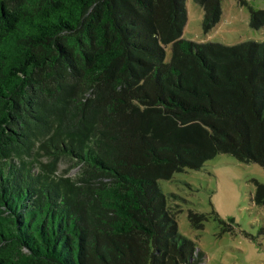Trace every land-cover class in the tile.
Returning <instances> with one entry per match:
<instances>
[{"label": "trees", "instance_id": "16d2710c", "mask_svg": "<svg viewBox=\"0 0 264 264\" xmlns=\"http://www.w3.org/2000/svg\"><path fill=\"white\" fill-rule=\"evenodd\" d=\"M195 2L207 31L222 0ZM187 19V0H0V264L201 261L159 179L219 153L264 168V40H190ZM211 216L232 227L188 212Z\"/></svg>", "mask_w": 264, "mask_h": 264}, {"label": "rangeland", "instance_id": "374dc122", "mask_svg": "<svg viewBox=\"0 0 264 264\" xmlns=\"http://www.w3.org/2000/svg\"><path fill=\"white\" fill-rule=\"evenodd\" d=\"M250 8L264 9V0H222L221 19L205 31L203 8L195 0H187L183 37L225 44L263 41L264 24L259 28L250 25ZM170 56L168 46L167 59ZM70 164L69 160H62L59 173L70 168ZM76 171L70 168L67 175L75 177ZM256 181L264 184V168L230 153L217 154L201 168H186L169 179H159L171 205L181 210L177 216L180 232L193 239L203 253L198 264H264V204L253 201ZM213 208L226 221L233 220L230 229H224L213 216L202 230L191 225L189 210L211 213Z\"/></svg>", "mask_w": 264, "mask_h": 264}]
</instances>
